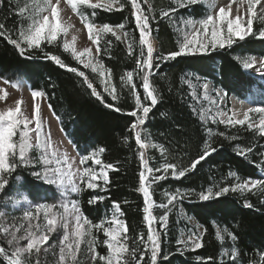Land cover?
Here are the masks:
<instances>
[{"label":"trees","instance_id":"1","mask_svg":"<svg viewBox=\"0 0 264 264\" xmlns=\"http://www.w3.org/2000/svg\"><path fill=\"white\" fill-rule=\"evenodd\" d=\"M25 2L0 0V31L4 33L0 35V78L12 81L20 76L32 90L41 91L48 106L51 105L50 110L58 119L62 132L79 154L86 156L91 151L104 149L98 158L102 164L114 166L107 171L108 182L99 180L98 187L93 190L85 189L82 184L74 199L85 218L92 224L104 222L105 227L108 226L107 217L114 209L113 202H116L120 209L119 217L127 227L122 241L127 244L129 252L122 259L131 262L130 253L135 249L137 261L144 253L141 264H151L150 251L140 243V237H143L151 247L147 242L149 225L143 212L145 198L139 191L143 169L153 202L151 211L155 221L151 228L160 236L158 264H264V187L243 192L231 190L237 182L264 181V134L249 127L256 116H250L242 125L221 123L218 118L203 119L199 104L202 86L208 83L212 94L215 89L222 93L228 118L230 96L244 100L250 89L262 88L261 82L243 70V60L245 57L264 56V38L258 36L263 23L251 36L243 40L233 38L234 42L224 48L175 59L154 60L150 83L155 89L157 103L152 105L150 99H145L143 73L137 68L136 61L141 51L140 32L131 0H118L119 6L112 10L86 8L93 25L102 27L107 24L112 28L123 25L125 40H118L110 32L99 36L97 60L105 76L85 68L74 59L70 51L64 50L60 36L52 44L42 41L40 48L28 49L22 44L25 52L21 55L5 36L18 39L21 29L27 28L28 21L23 14ZM137 2L149 17L150 36L156 41L154 57L179 50L186 20L197 21L207 14V9L198 2ZM163 11L168 12L167 17L161 15ZM144 51L146 55V46ZM45 53L58 56L67 67H60L46 58ZM69 68H75L77 72L69 71ZM79 72L84 76H79ZM129 72L133 73L131 84L126 83ZM85 77L101 93L105 103L91 95ZM106 78L110 88H115L116 100L104 91L101 81ZM193 90L196 98L191 94ZM137 97L151 111L145 122L138 125L139 130H134L131 125L137 118L129 113L138 111L142 115V110L137 108ZM106 104L114 107H106ZM136 131L141 133V142L147 144L146 168H151V173L142 166V150L136 141ZM206 144L216 151L194 170L179 179L173 178L169 170L166 178L153 182V177L164 175L162 167L165 162L180 168L188 167L202 154ZM243 149L251 151L241 155ZM16 165L7 177L8 186L13 185V180L19 176L22 189L31 199L49 193L45 184L33 175L39 167L24 165L18 160ZM158 168L161 171L157 172ZM230 173H235V176ZM221 187H229L230 190L216 197L214 193ZM177 190L182 196L169 204L168 195ZM209 190L213 192L212 198L201 200V194ZM93 197L101 199L89 203ZM161 204L167 205V209L160 207ZM165 211L167 221L162 227L159 218ZM93 232L97 233L99 240L96 245L98 258L107 256L103 230L93 229ZM190 234L201 238V248L195 249L191 243L187 246L178 243L188 241ZM123 236H127V240H123ZM0 247H6L1 232ZM28 262L32 264L33 260L29 258ZM0 264H9L5 253H0Z\"/></svg>","mask_w":264,"mask_h":264},{"label":"snow or ice","instance_id":"2","mask_svg":"<svg viewBox=\"0 0 264 264\" xmlns=\"http://www.w3.org/2000/svg\"><path fill=\"white\" fill-rule=\"evenodd\" d=\"M62 2L67 3L71 6L72 11H77V5H87L92 7L93 9L104 7L107 10H112L111 3L109 4H101V3H91V0H35L32 7V12L29 14V19L31 23L26 29H21L20 35L18 39H12L11 36H5L10 44H13L17 50L20 52L21 55H24L25 48L22 47V44H25L28 49L32 48H40L42 41H47L49 44L55 42L62 33H67L68 27L62 26L59 20L60 11H61V4ZM190 2L195 3L197 0H190ZM260 0H247L248 3V18L246 21L247 27H244L245 21L239 15L236 18H229V12L225 11L223 7L219 9L215 16L209 14L207 15L206 19H201L199 23V28L196 29L192 33H188L185 31V35L183 37L182 42L179 43V50L171 51L167 54H163L159 57H154V46L149 40L150 36V27H149V17L144 14L142 11L139 3L137 0H131L132 7L134 9L133 16L136 20L137 28L140 32V44H141V51L140 56L137 58V68L139 72L143 73L142 80H143V89L145 92V99H150L151 104L155 105L157 103V96L155 95V89L150 83V70L154 67V60H169L175 59L177 57L183 55H195L196 53H206L211 47L212 49L224 48L225 45H231L233 41V37H238L240 40H243L247 35L253 34V9L255 5L258 4ZM243 3V0H241ZM231 4L229 5V7ZM151 11V7L149 8ZM23 11V10H22ZM47 13V14H45ZM163 17L168 16V12L163 11L161 13ZM86 19V18H85ZM260 19L264 21V16H261ZM193 24V22H189ZM2 27V26H0ZM85 27L89 33V38L92 39V43L97 45L96 53L99 55L100 47H99V36L101 33L110 32L119 40L120 36L117 35V29L122 30L123 25L117 26V29L112 28L111 26L105 24L99 29L98 32L95 33V38L93 36V28L94 26L91 23H85ZM0 35H4L2 31H0ZM260 36L264 37V30L260 32ZM203 37V38H201ZM75 37L72 38L75 41ZM147 48V54L145 55L144 47ZM65 51H72V56L74 59L79 61L84 65L85 68L91 67L93 71H97V67L93 64L95 57L90 55V49L85 47L83 51L77 52L72 49V44H70L67 40H65L63 44ZM129 50L131 54V45H129ZM46 58L55 61L57 65L60 67H67L64 62L55 55H50L45 53ZM87 57V59H85ZM256 63L254 59H246L243 62L244 68L248 69L253 67ZM261 68H264V59L260 60ZM69 71L77 72L75 68H69ZM259 71V70H258ZM79 76H84L83 72L78 73ZM103 75V73H101ZM264 75V73H262ZM127 80L126 83L131 84L133 79V73L129 72L126 74ZM123 80V78H122ZM7 83V81H6ZM85 83H87V87L91 89V95L96 97L101 103H105L103 96L100 92L97 91L91 82H88L87 78L85 77ZM104 91L108 92L110 96H112L113 100L117 99L115 94V88H110L107 78L101 81ZM14 87H19V82L13 83ZM205 89L207 85H204ZM3 89H0V92H3ZM264 90L252 88L249 90V94H254L255 92H261ZM43 94L38 91L32 92L33 100ZM4 97L0 96V99ZM137 108L142 110V115L138 113V111H132L129 113L131 116L136 117V122L131 125L132 129H137L138 125H142L145 122V117H147L148 113L151 111L149 106H145L141 104L139 97L136 98ZM106 107H114V105L106 104ZM51 108V105H49ZM116 111H121L119 108H114ZM255 111L264 113V108H256V109H249V112ZM221 117L225 116L226 113H219ZM248 113L244 114L243 120H234L231 116L227 118V120L221 119V123H228V124H244L248 120ZM35 122V127L30 128L29 125ZM21 125L23 126V130H20ZM252 127V125H249ZM19 131V144L17 145L14 142L13 137ZM259 131L261 134H264V118L260 120L259 123ZM35 132L36 136V145L37 147H41L42 145L45 147L50 148L51 142L42 140L43 132H42V123L39 119V105L34 104L32 118L29 119L27 116L24 115L21 109V102L19 100L16 101L15 108H9L6 111L0 112V192L7 186V179H5V174H11L15 168L17 167L16 163L10 162L11 160H15L17 158V148H18V158L21 162H26L29 159L28 153L32 148V144L30 143V133ZM137 144H139L140 148L143 149L145 144L141 142V133L140 131L135 132ZM103 152L104 149L101 148L99 150ZM163 152V149H161ZM216 149L211 147L210 145L206 144L205 148L201 155H199L195 160H193L188 167L180 168L177 165L169 162H165L162 170L164 175L155 176L153 177V182L159 181L161 179L166 178V175L171 170V175L173 178L179 179L184 177L188 172L194 170L197 165L209 157ZM251 149H243L241 150L240 154L244 155L246 152H250ZM53 157L56 156V153H52ZM142 166L146 168L147 161L144 159V154L140 153ZM98 153L92 152L89 155L84 156L81 159V163L83 164L87 160H92L94 164L101 165V170L99 173L92 171L89 168H84L82 172H80L81 180L85 183V186L89 189H95L98 187L97 183L95 182L98 178H102L105 183L108 182V175L105 169H113V165L111 164H102L101 159L97 158ZM41 161L44 165H49L50 160L48 159L47 154L41 156ZM57 163H60L57 160ZM64 164H67L68 168H71V165L68 164L67 158L65 157ZM55 171L57 177H60L57 182L60 186H64L65 180L61 177L62 169L56 168L52 169L49 167H45L43 174L40 172H34L38 179L43 178L45 182L52 183L54 182L52 179V173ZM148 173H151L153 170L151 168H146ZM157 172L161 171V169H156ZM68 177V184H71V190L73 192L78 190V187L72 184L71 176L73 175L71 172L65 173ZM230 175L235 176V173H230ZM85 177L88 179L85 180ZM17 181L20 180V177H16ZM148 177L145 175V172L142 171L140 173V188L139 191L143 193L145 198V207L143 208L144 220L149 225V231L147 234V242H150L151 247L149 248V243H146L143 237H140V243L144 245L146 249H148L151 253L150 260L151 264H158L157 255L160 251V236L156 231H153L151 225L155 221V217L152 215L151 208L153 206V202L151 200L150 194V186H146V181ZM264 187V181H250V182H237L234 186H232V191H241L255 189L257 187ZM229 187H221L219 191H216L214 195L216 197H220L223 194H226L229 191ZM17 195L21 196L24 201L28 200L26 194L22 192H17ZM182 194L179 190L176 193L168 195V203L172 204L174 200L180 198ZM213 196L212 190H209L206 193H202L200 196L201 200H209ZM97 199H101L100 197H93L89 203H94ZM14 203H19V201H14ZM116 212L120 211L119 206L116 202H113ZM250 206V205H249ZM53 205L48 204H41L38 205L36 208V212L39 213L43 211L45 219H46V226H47V234L41 233L39 235L36 234L32 230V225L29 224L28 229L26 230V234L24 236H17L15 232H13L12 239L9 240L10 245H14V250L11 253V256L8 257L9 264H25L23 256L25 253H31L33 250L37 252L40 250L41 246L46 244L49 240L50 234L56 230L57 225H61L65 229V233L63 238L60 240V264H65L67 259L72 261L76 260V252L73 251V247L76 250L80 249V245L84 240V237L91 236L92 240L89 242L90 244V251L92 253V260L96 261L98 254L95 250V237L93 236V229L96 230H103L104 235L107 239L104 241V244L109 249L108 256H99V260L103 262V264H141L144 260V253L140 254V260L137 261L135 259V252L136 250L133 249L130 253L131 255V262L128 260H122V257L125 253L129 252L128 246L126 243L122 242V234L127 232V227L124 221L114 218L111 221V227H105L104 222H99L96 224H92L87 218H83L79 215V209L72 206V210L75 213V227L74 231L72 232V237L74 239H70L68 229L69 223V207L64 205V211L61 214H58L53 211ZM160 207L167 209V205L161 204ZM3 215V214H0ZM24 218L31 220L35 219V216L31 211L24 212ZM160 224L163 227L167 221V211L165 214L159 218ZM87 226V227H85ZM38 227V226H37ZM7 232V229H4ZM27 239L26 247H22L19 245V241ZM123 240H127V236H123ZM178 243H183L187 246L189 243L194 244L195 249H199L202 247L201 238L199 236H192L189 237L188 241H179ZM4 249L0 248V253H3ZM235 256V252L233 253V257ZM167 259V257H165Z\"/></svg>","mask_w":264,"mask_h":264},{"label":"rangeland","instance_id":"3","mask_svg":"<svg viewBox=\"0 0 264 264\" xmlns=\"http://www.w3.org/2000/svg\"><path fill=\"white\" fill-rule=\"evenodd\" d=\"M176 1L178 3L182 0H176ZM185 1L190 2V0H185ZM34 2L35 0H26V2L23 4V6L25 7L23 9L24 10L23 14L25 16L24 19L28 21L27 27L31 23V20L29 19V14L32 12L31 6L34 4ZM197 2L203 4L204 7L207 9V14L203 19H206L207 15L209 14L215 16L216 13L219 11V9L223 7L225 11L229 12V18H236V16L239 15L245 21L244 27H247L246 25V21L248 18L247 0H243V3H241V0H197ZM91 3H101V4L111 3L112 8H116L119 6L118 0H114V1L91 0ZM230 4L231 6L229 7ZM86 8L91 10L93 9L92 7L87 5H77V11L73 12L70 5L62 2L59 20L62 26L68 27L67 33H62L60 35L62 39V45L64 44L65 40H67L70 44H72V49H74L77 52L83 51L85 47H88L91 50L90 55L92 57H95L93 64L97 67V71L103 73L101 71V64L97 60V53H96L97 45L92 43V39L89 38V33L87 31V28L85 27V23H91L89 20L90 16H88L89 14H87ZM239 10L242 11L238 12ZM253 12H254L253 33L255 28L257 26L262 25L263 23V26L260 30L261 32L262 30H264V21L260 19L261 16H264V0H260V2L255 5ZM200 20L195 21L192 19H187L186 23L184 22L186 24L184 35H185V31H187L188 33H192L196 29H198L200 27L198 23ZM189 22H193L194 26ZM93 26H94L93 36L95 38V33L98 32L99 29H101L102 27L98 25H93ZM260 32L258 34L259 37H261ZM117 35H119L121 39L125 40V33L122 30L117 29ZM251 35L252 34H249L245 38ZM73 37L76 38L75 41L72 40ZM233 38L239 39L238 37H233ZM149 40L153 44L155 50L156 41L153 40L151 36H149ZM226 46L228 45H225V47ZM209 49L212 48L209 47ZM69 51L72 53L71 50ZM85 59H87V57ZM246 59L249 58L245 57L243 62ZM251 59H254L256 63L253 65V67L248 69L244 68L243 66V70L246 73L253 76L258 82L262 83V88H257V87L254 88L264 90V75H262V73H264V70L257 72L259 69L258 63L260 62L261 59H264V56L252 57ZM89 69L92 70L91 67H89ZM102 76L105 75L103 74ZM15 82H19V87L13 86V83ZM204 85H207L206 89ZM0 89L4 90L3 92H0V96L4 97L3 99H0V112L6 111L9 108L14 109L16 106V101L19 100L21 102V109L24 115L27 116L29 119H31L34 104L39 105V119L41 120L42 123V132H43L42 140L51 142L50 148L45 147L43 145L38 148L36 145L35 132H31L29 135H30V143L32 144V148L28 153L29 159L26 162H21L18 158V148H17V158L15 160L10 159V162L16 163L18 160L24 165L37 166L39 168H37V170H35L34 172H40L41 174H43L45 167H49L52 169L61 168L63 170L61 173V177L65 180L64 186H60L57 182H55L60 178L57 177L55 171H53L52 173V179L54 181L52 183L45 182L43 178L38 179L36 177L38 180L42 181L45 184V189L49 193L46 195H39L34 199H31L27 195V193L21 187L20 180L17 181L16 178L13 180L14 181L13 185H9V186L7 185V187L3 190V192H0V214H3L0 215V232L2 233L6 241V247H0V248L4 249L3 253H5V257L9 262L8 257L11 256V253L14 250V245L9 244V240L12 239L11 234L13 232H15L17 236H24L26 234V230L28 229L29 224H31L33 226L32 230L36 232L37 235L41 233L47 234V226H46V219L44 213L43 211L39 213L36 212V208L38 205L41 204L53 205L54 206L53 211L58 214L63 213L64 211L63 206L67 205L69 207V223H68L67 231L69 233L70 239H74V237H72L71 235L75 227V218H74L75 213L72 210V206L75 205V207L79 209V206L76 200L74 199V197L79 194L82 184L85 189L87 188L85 186V183L81 180L80 172H82L84 168H89L92 171L99 173L101 170V165L94 164L92 160H87L83 164L81 163V159L84 156L76 151L70 140L62 132L58 119L51 112L46 102L45 96L41 91L32 90L30 88V84L20 76L14 78L12 81H7V83L6 80L0 78ZM33 91H38L43 95L37 97L34 101L32 97ZM191 94L194 98H196V94L194 90L191 92ZM261 95H263V97H261ZM228 100L230 103L229 116H231L234 120H243L244 114L246 112L248 113V117L256 116V118L250 122V125H252V127L257 128L259 130V123L260 120L264 118V113L255 112V111L249 112V109L264 108V91L255 92L254 94L247 95L246 102L248 105H250V108L247 110L248 105L243 104L246 106V110L244 112L240 111L242 108L238 103L239 101H237L234 98V96H230ZM199 104H200V108L203 110L202 112L203 119L206 118H212V119L218 118L224 120L227 119V114L223 117L219 115V113L221 112L226 113L224 110L225 101L222 96V93L219 90L215 89L212 94V88L208 83H204L202 86ZM29 127L34 128L35 122L33 121V123L29 125ZM20 130H23L22 125L20 127ZM136 130H139V126L137 127ZM13 140L14 142L17 143V145L19 144V140H20L19 131L13 137ZM144 144L145 147L143 149L141 148L140 149L142 150V153L144 154V159L146 160L147 144L146 143ZM53 152L56 153L55 157H53L52 155ZM92 152L93 151H91V153ZM99 152L97 151L96 153H98L99 155ZM45 154H47L48 159L50 160L49 165H44L40 159L41 156ZM65 157L67 158L68 164L71 165L70 169L68 168L67 164L63 163ZM57 160H59L60 163H57ZM108 170L109 169H105L106 172ZM69 172L73 174L71 176L72 184L78 187V190L75 192L71 190V184H68L67 182L68 177L64 175L65 173H69ZM260 174L263 175V172H261ZM8 176L9 174H5V179L8 180L7 178ZM87 179L88 178L85 177V180ZM99 180H102L105 183V181L102 178H98L95 182L97 183ZM18 191L26 194L28 200L24 201L21 196L17 195ZM14 201H19V203H14ZM25 211H31L35 216V219H31V220L25 219L24 218ZM114 214H115V218L120 219L119 212L118 213L116 212L115 206L112 212L107 217L108 218L107 227L112 226L111 221L114 218ZM79 215L85 218L81 213L80 209H79ZM4 229H7V232H5ZM64 233H65V229L61 225H57L56 230L50 234L48 242L42 245L38 252L36 250H33L31 253L24 254L23 259L25 264H29L28 262L29 258L33 260V262H31L32 264H60V240L63 238ZM93 236L95 237L96 240V243L94 245L96 250V245L99 241L97 238L98 235L97 233L93 232ZM190 236L195 238L196 234H190ZM91 240H92L91 236H86L84 237V240L81 243L79 250H76L75 247H73V251L76 252V260L72 261L70 259H67L65 264H100L101 261L99 260L98 256L96 261L92 260V253L89 250L90 249L89 242ZM27 242H28L27 239L21 240L19 241V245L22 247H26ZM192 246L194 247V244H192ZM108 255H109V249H108Z\"/></svg>","mask_w":264,"mask_h":264},{"label":"bare ground","instance_id":"4","mask_svg":"<svg viewBox=\"0 0 264 264\" xmlns=\"http://www.w3.org/2000/svg\"><path fill=\"white\" fill-rule=\"evenodd\" d=\"M242 10H239L238 12H241ZM259 64V71H257V72H260V71H263L264 70V68H261V65H260V62L258 63ZM258 75V74H257ZM235 98V97H234ZM236 99V98H235ZM237 100V99H236ZM237 101H239L238 103L240 104V106H241V112H244L245 110H246V106L245 105H248L247 104V102L245 101V100H237ZM246 102V103H245ZM243 104H245V105H243ZM250 108V105H248V107H247V110ZM99 154H100V152H99Z\"/></svg>","mask_w":264,"mask_h":264}]
</instances>
